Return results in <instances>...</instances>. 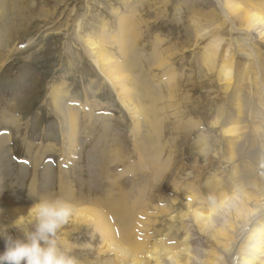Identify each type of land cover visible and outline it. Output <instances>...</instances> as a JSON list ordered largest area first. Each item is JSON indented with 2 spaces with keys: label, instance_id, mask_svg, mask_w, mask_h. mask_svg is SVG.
<instances>
[{
  "label": "rangeland",
  "instance_id": "rangeland-1",
  "mask_svg": "<svg viewBox=\"0 0 264 264\" xmlns=\"http://www.w3.org/2000/svg\"><path fill=\"white\" fill-rule=\"evenodd\" d=\"M249 1L254 7L264 3ZM240 27L219 0H0V211L30 208L41 197L64 199L61 186L82 206H90L84 199H102L108 191L117 200L116 187L108 184L113 179L117 189L131 194L127 195L131 204L138 196L135 188L144 183V175L133 174L136 167H144L141 156L146 149L148 156L156 152L158 176L147 190L143 184L131 223L137 237L146 235L150 244L158 240L179 247L190 227L182 231L180 221L170 216L211 205L215 195L209 185L218 182L220 191L227 192L223 187L230 179L231 144L222 128L225 116L235 112L236 98L224 88L225 71H248L249 66L258 74L263 70L264 38L247 36ZM126 29L140 67L137 77L157 99L148 92L144 95L134 70H124L128 81L123 76L109 80L88 55L85 39L98 42L111 59L110 65L105 63L112 72L122 67L128 55L123 56L117 45ZM153 51L159 53L158 63L164 62L160 66L153 65ZM261 79L257 91L246 84L236 94L251 120H241L246 130L232 147L239 153L254 142L264 167V138L258 134L264 131ZM111 81L123 83L126 101L140 111L137 117L119 102ZM143 108L153 112L145 117L157 131L143 119ZM253 127L259 132H252ZM147 134L155 135L150 142ZM111 162L116 163L108 166ZM118 164L123 165L115 168ZM163 208L166 213L159 212ZM8 215L15 223L1 220L0 227L13 236L33 227V216L16 222L15 213ZM89 222L74 225L70 220L59 234L60 243L71 248L78 264H113L114 255L103 252L101 237ZM3 248L0 239V251ZM192 248L197 254L191 264L201 261L208 250L198 243ZM148 260L144 264H153L151 257Z\"/></svg>",
  "mask_w": 264,
  "mask_h": 264
},
{
  "label": "bare ground",
  "instance_id": "bare-ground-1",
  "mask_svg": "<svg viewBox=\"0 0 264 264\" xmlns=\"http://www.w3.org/2000/svg\"><path fill=\"white\" fill-rule=\"evenodd\" d=\"M219 4L221 8L226 12L227 16L231 17L234 23L241 26L239 30H242L244 34H247V36L256 35V37L264 38V3H257L256 6L258 7H254L249 0H219ZM252 9L255 11H253ZM128 35V29L120 33V39L118 40L119 42L117 46L118 49L124 52L123 56L128 55V58L127 61L122 64V67H118V69L113 71L114 73L111 71L112 67L107 66L111 59L106 57L104 52L102 53L103 50H101V47L97 44L98 42L96 43L94 42V40L90 39H85L83 40V42L88 51L89 57H91L92 59L93 65L96 66L107 79L113 80L114 78L115 81L118 76H120L119 78H122L123 76V78H126V80L128 81L129 76L127 77V75L129 74L124 70H134L135 78H137V86L141 88V91H143L145 95L149 93L148 88L150 87H147L146 82V85L145 83H143L145 80H141L140 82L139 78L137 77V72L138 70H140V67L138 66L137 58L132 53V44L127 41ZM121 40H123L124 42ZM133 46H135V44ZM236 49L237 52L242 51L239 46H237ZM154 52L155 51H153V53ZM242 55L246 60L251 62L252 59L248 54L243 53ZM152 58L154 61V64L152 63L153 65H155L156 63L160 66V63L163 62L161 61L160 63H158L159 61L157 60L159 59V53L157 52H155ZM105 61H107V65ZM114 65L116 66L117 62H115ZM261 65L264 70V64L261 63ZM137 66L138 69L136 68ZM255 68L256 67L249 66L247 68L248 71L235 69V71L233 70V72L230 71L232 72V74L228 71H225V73L228 74H226V77L224 78V81L226 82L224 84V88L231 91V96H235L236 98V102L234 104L236 107L234 109L235 112L232 115L230 114L225 116L222 128L223 134L226 137H229L228 142L231 144L227 146V156L229 155V157H227L228 166L229 168H231L229 169L230 179H228V181L224 183L225 185L223 187L227 189V192L222 193V191H220L222 186L219 185L218 182L217 185H209L211 194L215 195V200L213 202H210L212 203L211 205L206 208L202 207L201 209L191 210L188 214L182 215L179 214V212L170 216L171 220L180 221L182 231H185L186 227H190V229H188L189 231L186 230V233H184L183 240L180 242L179 247L177 245L166 246L158 240L157 242L155 241L150 244L148 242L149 238H147L146 235H144L145 237L143 238L137 237L136 231L133 227L134 223H131V219L133 218V209L134 207H139V202L142 198L141 191L143 192V190L148 189L151 180L152 184L154 185L153 179L158 176L157 167L159 165L157 166L158 160H155V157H157L155 154L156 152H154L152 155L150 153V156H148L146 149H142L143 152L141 158L145 157V160L142 158L143 163L145 162V164L143 165L144 167H136V173L133 175H144L142 176V179H144V186H146L147 188L143 186L144 183L142 185L139 184V186L141 185V189L135 188L138 196L137 199H134L131 204V201L129 202L128 199L129 197L127 196L130 193L126 194L127 191H123V189L119 188L117 189L119 185L116 186L115 182L118 181H114V179L113 181L107 180V182L109 181L108 184L110 183L111 185H109L111 187H116L117 193L115 196H118L117 200H115V197L114 199L111 198V193L108 191L103 195L102 199H99L98 197H89V199H84L85 201L82 200V203L83 201L89 202L88 204L90 206H82L80 201L76 200L72 193L70 197L69 193L65 190H62V186L60 187L61 189L59 190L61 196L65 197V200H72L73 202L69 203L72 204L76 210V214L71 219V222L74 225H77L90 221L89 223H91V226L93 227L95 233H98L101 237L103 248L105 247V250H103V252L110 251L114 255L113 264H144L145 261H149L148 258L150 257L153 260V264H191L193 261L192 256L197 254L196 250L192 248V243L202 244L204 248H208L207 251L206 249L203 252L200 251L204 253V255H202L201 261L199 260L198 262H193V264H264V167H262L259 163L260 152L258 151V148L254 146V142L250 144V147L247 150L240 151L239 153H235V150L232 147V145L237 144L241 140L242 134L246 130V128L242 125L241 120H249L250 118L249 114H245L242 111V108L240 107V99L236 97V94H238L240 89L243 88L246 84L250 85L254 89V91H257V82L259 81V79L264 78V71L262 70V72L258 74L254 71ZM132 77L134 78V76ZM230 79H232L231 82H229ZM111 83L113 84V89L118 93L117 98L119 102L127 110L134 114L132 118L137 117L140 111H136V109H138L136 105L126 101L127 98H125L126 96H124L122 93V91L124 90V86L122 87L123 83L121 85H117L112 81ZM156 96V93H154L151 98L155 99ZM143 109L146 112H144L142 116L146 122L147 119L145 115H153V112L149 111L148 109L145 110V108ZM68 112L69 113L67 114V117L70 120V126L72 129H74L75 123L73 114H71L70 111ZM146 123L153 127V129L150 128L151 130H153V132L157 131H154V123L151 124L148 121ZM252 132L258 133L259 131L257 130V128H254L252 129ZM152 134H147L148 136L146 139H149L148 142L151 141L152 136H155ZM258 134H260V137L264 138V131L259 132ZM149 148L152 147L149 146ZM252 148H254L255 150H253ZM260 148L263 149L262 146ZM138 149L140 150V148ZM245 158L247 159L245 160ZM116 162H111L108 166H111ZM121 165L123 164H118V166H116L115 168H119ZM148 173L149 175H147ZM139 182L140 181H138V183ZM129 196H131V194ZM185 197H191L190 192L189 194L185 192ZM190 202L191 201H189L187 205H189ZM232 203L236 205L233 209L230 208ZM28 210L29 208L23 209L21 207H12L9 210L0 211V221L5 220L8 225H12L13 222H11V218L8 214L15 213L17 215L16 222H19L21 221V219L23 220V218L27 215H30L32 217L30 213L27 214ZM21 212L24 213V216L19 215ZM159 212L166 213L167 211L163 208ZM221 215L226 219L222 221ZM113 222H115L116 224H114ZM213 222H215L217 226L213 225ZM139 239H143L145 241H141ZM194 261H197L196 258Z\"/></svg>",
  "mask_w": 264,
  "mask_h": 264
},
{
  "label": "clouds",
  "instance_id": "clouds-1",
  "mask_svg": "<svg viewBox=\"0 0 264 264\" xmlns=\"http://www.w3.org/2000/svg\"><path fill=\"white\" fill-rule=\"evenodd\" d=\"M29 213L33 227L22 236L0 227L4 242L0 264H78L71 248L59 240L61 230L76 214L74 206L61 197L47 196L35 200Z\"/></svg>",
  "mask_w": 264,
  "mask_h": 264
}]
</instances>
